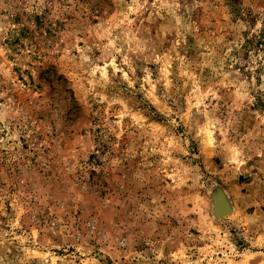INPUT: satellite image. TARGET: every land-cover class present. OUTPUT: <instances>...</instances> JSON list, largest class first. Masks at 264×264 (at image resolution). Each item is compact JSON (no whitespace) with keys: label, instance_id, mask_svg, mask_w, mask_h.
<instances>
[{"label":"rangeland","instance_id":"rangeland-1","mask_svg":"<svg viewBox=\"0 0 264 264\" xmlns=\"http://www.w3.org/2000/svg\"><path fill=\"white\" fill-rule=\"evenodd\" d=\"M0 264H264V0H0Z\"/></svg>","mask_w":264,"mask_h":264},{"label":"water","instance_id":"water-1","mask_svg":"<svg viewBox=\"0 0 264 264\" xmlns=\"http://www.w3.org/2000/svg\"><path fill=\"white\" fill-rule=\"evenodd\" d=\"M225 212H223V213H219V215H222V214H224Z\"/></svg>","mask_w":264,"mask_h":264}]
</instances>
